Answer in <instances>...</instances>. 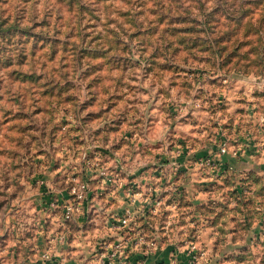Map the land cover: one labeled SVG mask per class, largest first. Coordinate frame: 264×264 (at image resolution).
<instances>
[{"label": "rangeland", "instance_id": "rangeland-1", "mask_svg": "<svg viewBox=\"0 0 264 264\" xmlns=\"http://www.w3.org/2000/svg\"><path fill=\"white\" fill-rule=\"evenodd\" d=\"M174 178L168 264H264V0H0V264L95 247Z\"/></svg>", "mask_w": 264, "mask_h": 264}, {"label": "built area", "instance_id": "built-area-1", "mask_svg": "<svg viewBox=\"0 0 264 264\" xmlns=\"http://www.w3.org/2000/svg\"><path fill=\"white\" fill-rule=\"evenodd\" d=\"M224 150V148L222 149ZM88 182L85 180L72 184L69 190L73 200H67L62 207V217L64 220L72 218L76 213L80 212L81 203L86 200V191ZM126 194L131 200L136 199V196H143L138 190L130 191L127 189ZM164 201L159 196L152 198L153 209L157 212V207L161 206ZM144 217L142 211H136L130 207L124 209L121 213L113 214L110 217H105V223L112 221L110 229L115 231L116 237L102 238L96 245L97 249L94 254V262L92 264H129L130 252L140 251L146 256L150 252L156 250L159 246L155 237L147 235V229L141 218ZM111 219V220H110ZM190 262L196 264L195 261L202 257L203 252L198 253L196 245L191 244ZM137 264H145V259L137 260ZM151 264H160L157 261Z\"/></svg>", "mask_w": 264, "mask_h": 264}, {"label": "crops", "instance_id": "crops-1", "mask_svg": "<svg viewBox=\"0 0 264 264\" xmlns=\"http://www.w3.org/2000/svg\"><path fill=\"white\" fill-rule=\"evenodd\" d=\"M175 179L176 178L171 179V180H173V181H170L171 185L168 186V189L164 188L163 189L164 192L160 191V195L151 194V193L147 192L145 189H141V188L136 189L140 193H143V196H141V197L136 196V199L132 200V204H129V205H131L132 208H134L136 211L138 210V211H142V213H144V217L141 218V221L144 222L145 227L147 225L150 226L153 223V221L156 219V217H158L157 213L152 211V209H153L152 198L154 196L161 197V199L165 203H166V200H168L167 196H170L171 194H173L174 197L180 196V197H178L179 200L182 199L183 194L182 195L178 194L181 191H179L178 193L176 192V190L174 191L175 188L179 189V187H176L177 183L175 182ZM121 189L123 190V188H121ZM123 191H124L123 195H125V200L128 203V201L131 199L128 196H126L125 189ZM165 191H167V192L165 193ZM127 207H130V206H127ZM122 211L123 210L113 211V212L107 211V213H105L106 215L104 217H110L113 214L121 213ZM79 215H77V216H79ZM169 216H171V215H168V216L165 215V217H167V220H164V224L166 222H170ZM111 222L112 221H110V222L108 221L107 223H105V221L103 222L104 227H106V232L110 233L103 238L107 237L109 239H112V238L116 237L115 231L113 229H110L111 227H110L109 223H111ZM164 224L162 225L163 228L166 229L169 227V224H166V225H164ZM149 226L147 227L148 229L146 228L147 229V235L155 237L154 236L155 232H152V230H151V228H149ZM68 244H70L69 246H71L68 248L69 251H71V253L65 254L64 251H61V246H58V250H55L56 255L54 256V260L52 261L51 264H92L94 262V254H95V251L97 249V246L93 247L92 245L84 244V245H82L83 250L80 253H78V250H77L78 247H76L75 242H71V243L69 242ZM166 255H167L166 252H164L163 249H161V246H158V248L156 250L150 252L146 256L142 255L139 250L133 251V252H130L129 264H137V260H139L141 258L145 259V264H151V263H154L156 261L160 264H168L167 263L168 257ZM180 263L186 264L184 261H181Z\"/></svg>", "mask_w": 264, "mask_h": 264}]
</instances>
